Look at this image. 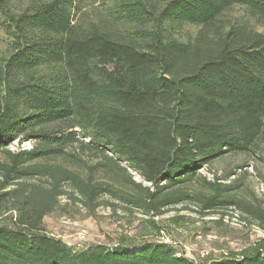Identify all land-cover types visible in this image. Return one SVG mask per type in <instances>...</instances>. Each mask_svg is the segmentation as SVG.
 Masks as SVG:
<instances>
[{"label":"trees","instance_id":"obj_1","mask_svg":"<svg viewBox=\"0 0 264 264\" xmlns=\"http://www.w3.org/2000/svg\"><path fill=\"white\" fill-rule=\"evenodd\" d=\"M97 1L88 18L81 0H0V264H196L167 243L79 250L50 237L61 197L91 212L108 197L154 228L177 207L221 220L234 208L264 232L237 182L199 175L228 154L264 168V0ZM199 264H264V235Z\"/></svg>","mask_w":264,"mask_h":264},{"label":"rangeland","instance_id":"obj_2","mask_svg":"<svg viewBox=\"0 0 264 264\" xmlns=\"http://www.w3.org/2000/svg\"><path fill=\"white\" fill-rule=\"evenodd\" d=\"M30 1L32 0H11V6L20 9ZM81 4L80 13L88 18L103 9L97 0H81ZM243 13L242 9L235 8L230 15L231 18H239ZM256 29L264 33V25L256 26ZM194 32L195 29L191 27H185L182 31L184 38ZM9 49L10 42L2 30L0 16V63L9 54ZM31 146L28 141L13 142L8 150H30ZM230 172H234V175L225 178ZM132 175L135 182H142L137 175ZM199 175L208 181L219 179L218 183L223 185L237 182L240 188L236 193L264 209V183L259 177H264V168L251 157L242 154L225 155L210 166L200 169ZM193 189H199L198 184ZM101 202L102 205L91 212L83 204L61 197L60 207L43 220L45 232L79 250L91 245L135 247L144 242L167 243L196 264L203 260L201 255L205 253L213 259L239 254L264 235L256 223L234 208L224 210L227 216L221 220L219 215L202 217L194 206H188L187 209L177 207L161 217L153 218L156 222L154 228L149 223L151 218L135 209L114 202L108 197H103ZM177 216L182 219L174 221Z\"/></svg>","mask_w":264,"mask_h":264},{"label":"built area","instance_id":"obj_3","mask_svg":"<svg viewBox=\"0 0 264 264\" xmlns=\"http://www.w3.org/2000/svg\"><path fill=\"white\" fill-rule=\"evenodd\" d=\"M207 255H208V254L205 253V254H202L201 257H202V258H205Z\"/></svg>","mask_w":264,"mask_h":264}]
</instances>
